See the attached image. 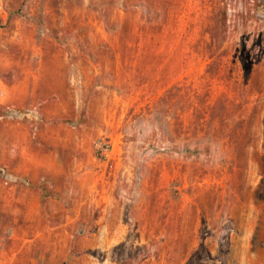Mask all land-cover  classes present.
Masks as SVG:
<instances>
[{
  "label": "rangeland",
  "instance_id": "374dc122",
  "mask_svg": "<svg viewBox=\"0 0 264 264\" xmlns=\"http://www.w3.org/2000/svg\"><path fill=\"white\" fill-rule=\"evenodd\" d=\"M0 264H264V0H0Z\"/></svg>",
  "mask_w": 264,
  "mask_h": 264
},
{
  "label": "trees",
  "instance_id": "16d2710c",
  "mask_svg": "<svg viewBox=\"0 0 264 264\" xmlns=\"http://www.w3.org/2000/svg\"><path fill=\"white\" fill-rule=\"evenodd\" d=\"M225 17H226V10L224 8H222L219 13L217 14V18H219V21L217 20V24H216V38H218L220 41V43H224V41L226 40V37H225ZM219 43V44H220ZM247 75V73H246ZM5 115L3 117H6V116H10L12 113L7 110L4 112ZM15 114L19 115L20 117L23 116L22 113H18V112H15Z\"/></svg>",
  "mask_w": 264,
  "mask_h": 264
}]
</instances>
